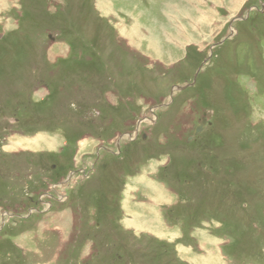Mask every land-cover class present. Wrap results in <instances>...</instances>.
Segmentation results:
<instances>
[{
    "label": "rangeland",
    "instance_id": "374dc122",
    "mask_svg": "<svg viewBox=\"0 0 264 264\" xmlns=\"http://www.w3.org/2000/svg\"><path fill=\"white\" fill-rule=\"evenodd\" d=\"M0 264H264V0H0Z\"/></svg>",
    "mask_w": 264,
    "mask_h": 264
},
{
    "label": "water",
    "instance_id": "95a60500",
    "mask_svg": "<svg viewBox=\"0 0 264 264\" xmlns=\"http://www.w3.org/2000/svg\"><path fill=\"white\" fill-rule=\"evenodd\" d=\"M180 88H182V87H180ZM205 124H206V118H203V120L195 127L194 136L198 135L202 131V129L204 128Z\"/></svg>",
    "mask_w": 264,
    "mask_h": 264
},
{
    "label": "crops",
    "instance_id": "0c3cea01",
    "mask_svg": "<svg viewBox=\"0 0 264 264\" xmlns=\"http://www.w3.org/2000/svg\"><path fill=\"white\" fill-rule=\"evenodd\" d=\"M186 5H188V4H186ZM187 8H188V10L190 11L191 7H189V6H188V7H186V6L184 7L185 10H186ZM174 9H176V8H174ZM191 10H193V9H191ZM175 12H177V10H175ZM174 20H176V19L174 18ZM132 29H135V28H132ZM172 45L177 46L175 43L172 44ZM235 81H237V80H235ZM235 81H234V82H235Z\"/></svg>",
    "mask_w": 264,
    "mask_h": 264
}]
</instances>
